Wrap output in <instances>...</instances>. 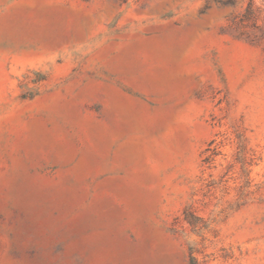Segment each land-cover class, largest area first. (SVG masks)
Returning a JSON list of instances; mask_svg holds the SVG:
<instances>
[{"label": "rangeland", "instance_id": "374dc122", "mask_svg": "<svg viewBox=\"0 0 264 264\" xmlns=\"http://www.w3.org/2000/svg\"><path fill=\"white\" fill-rule=\"evenodd\" d=\"M0 264H264V0H0Z\"/></svg>", "mask_w": 264, "mask_h": 264}]
</instances>
